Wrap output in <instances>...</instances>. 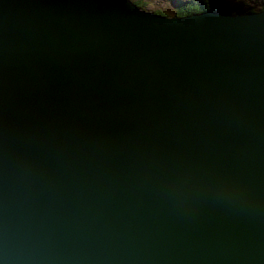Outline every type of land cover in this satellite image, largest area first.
<instances>
[{
  "label": "water",
  "instance_id": "obj_1",
  "mask_svg": "<svg viewBox=\"0 0 264 264\" xmlns=\"http://www.w3.org/2000/svg\"><path fill=\"white\" fill-rule=\"evenodd\" d=\"M0 264H264V8L0 0Z\"/></svg>",
  "mask_w": 264,
  "mask_h": 264
},
{
  "label": "trees",
  "instance_id": "obj_2",
  "mask_svg": "<svg viewBox=\"0 0 264 264\" xmlns=\"http://www.w3.org/2000/svg\"><path fill=\"white\" fill-rule=\"evenodd\" d=\"M134 2L140 7L146 6V2L143 0H135ZM262 8H264V5L257 9L254 3H234L232 0H176L174 8L170 12L159 8L156 9V12H159L160 14L165 13L164 15L183 16L206 10L230 11L231 13H250L261 10Z\"/></svg>",
  "mask_w": 264,
  "mask_h": 264
},
{
  "label": "rangeland",
  "instance_id": "obj_3",
  "mask_svg": "<svg viewBox=\"0 0 264 264\" xmlns=\"http://www.w3.org/2000/svg\"><path fill=\"white\" fill-rule=\"evenodd\" d=\"M135 1V0H132ZM146 2L145 7H141L142 9L148 10V11H153L157 14H160L159 12H156V9H163L165 11L170 12L174 8V4L176 0H143ZM232 2H245L249 4H255L256 8H260L261 6L264 5V0H232ZM163 11V12H165ZM165 14V13H163ZM161 14V15H163ZM168 17L175 16V15H166Z\"/></svg>",
  "mask_w": 264,
  "mask_h": 264
}]
</instances>
